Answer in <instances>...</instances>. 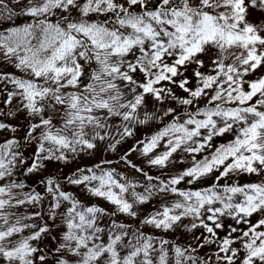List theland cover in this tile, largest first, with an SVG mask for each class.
Listing matches in <instances>:
<instances>
[{"label":"snow or ice","instance_id":"1","mask_svg":"<svg viewBox=\"0 0 264 264\" xmlns=\"http://www.w3.org/2000/svg\"><path fill=\"white\" fill-rule=\"evenodd\" d=\"M0 264H264V0H0Z\"/></svg>","mask_w":264,"mask_h":264},{"label":"rangeland","instance_id":"2","mask_svg":"<svg viewBox=\"0 0 264 264\" xmlns=\"http://www.w3.org/2000/svg\"><path fill=\"white\" fill-rule=\"evenodd\" d=\"M65 171H66V170H65ZM171 238L175 239V237H171Z\"/></svg>","mask_w":264,"mask_h":264}]
</instances>
